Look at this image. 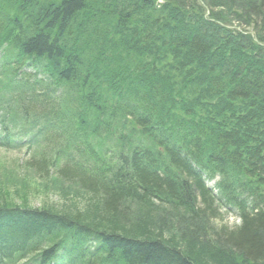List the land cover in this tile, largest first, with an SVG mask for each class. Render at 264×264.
<instances>
[{
	"label": "trees",
	"instance_id": "trees-1",
	"mask_svg": "<svg viewBox=\"0 0 264 264\" xmlns=\"http://www.w3.org/2000/svg\"><path fill=\"white\" fill-rule=\"evenodd\" d=\"M262 8L0 0V145L42 138L28 168L93 200L74 212L0 202V264H264ZM26 62L37 72L11 85L8 68ZM162 207L189 232L166 228ZM228 208L239 224L216 230Z\"/></svg>",
	"mask_w": 264,
	"mask_h": 264
},
{
	"label": "rangeland",
	"instance_id": "rangeland-1",
	"mask_svg": "<svg viewBox=\"0 0 264 264\" xmlns=\"http://www.w3.org/2000/svg\"><path fill=\"white\" fill-rule=\"evenodd\" d=\"M259 8L260 6L255 7L256 11H258ZM259 12H263V8ZM257 21L260 22L259 26L264 28V18L259 17ZM21 142L23 144L21 146L23 147L18 150L7 151L0 148L1 204L4 203L29 208L49 207L57 211L73 210V212L85 210V208L90 207V204H93V200H91L89 194L84 193L81 187L76 183L58 179L54 171H50L49 174L42 178L38 176L39 174L34 170L29 169L27 163L32 157V154L36 152L34 153V151L27 150V147L30 143H33L35 147L36 144L30 141L28 135L21 136ZM196 207H200V205L198 204ZM132 211H134V214L140 212L141 208L137 204L132 203L126 215L132 216ZM223 214L225 215L222 216L221 221L216 220L211 223L216 230L217 227L219 228L224 225L230 228L239 224V220L235 217L234 213L229 212V214H226L224 212ZM158 215L161 217L162 221H165V226L169 228V230H172L170 227L171 225H175V227L179 226L181 228L180 230H182V232L176 231L180 236L186 231L189 232L190 228L186 227V229H183L181 227V224L185 223L187 220V218H184V212L182 213L181 210L180 212H175L168 207H162V212L158 211L157 216ZM149 217L151 218L153 216L150 214ZM156 220H158V218ZM183 230L186 231L184 232ZM176 232L174 236H177ZM167 235L168 233L165 234V238ZM213 238L215 239L214 236Z\"/></svg>",
	"mask_w": 264,
	"mask_h": 264
},
{
	"label": "bare ground",
	"instance_id": "bare-ground-1",
	"mask_svg": "<svg viewBox=\"0 0 264 264\" xmlns=\"http://www.w3.org/2000/svg\"><path fill=\"white\" fill-rule=\"evenodd\" d=\"M34 65L36 66V64L34 63ZM34 65L30 62V63H24L22 64L20 67H19V72L18 70H16L15 67L11 66L9 69V72H10V79H11V85L13 84H22L24 82V79L21 77V74L22 73H25V72H32V73H36L37 72V69L34 67ZM37 67V66H36ZM39 72V70H38ZM8 80H10L9 78H7ZM217 92V91H216ZM234 103H236L238 106H241V102L238 100V101H235ZM235 104V105H236ZM185 134H182V137L184 138ZM206 180V184L208 186L209 189L213 190V191H218L217 190V184L219 182V178H213V179H210V177L206 176L204 177ZM230 189L232 190V187H230ZM233 192V197L232 199L234 200H240V201H243L244 198L240 197L238 194L234 193V190H232ZM246 199L249 198V197H245Z\"/></svg>",
	"mask_w": 264,
	"mask_h": 264
}]
</instances>
